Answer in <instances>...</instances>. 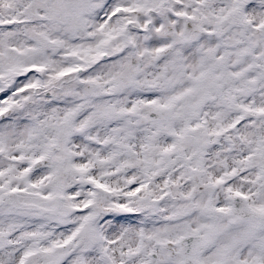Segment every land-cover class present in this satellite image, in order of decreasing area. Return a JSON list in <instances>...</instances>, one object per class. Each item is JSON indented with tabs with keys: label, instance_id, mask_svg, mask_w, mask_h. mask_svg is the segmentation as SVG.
<instances>
[{
	"label": "snow or ice",
	"instance_id": "obj_1",
	"mask_svg": "<svg viewBox=\"0 0 264 264\" xmlns=\"http://www.w3.org/2000/svg\"><path fill=\"white\" fill-rule=\"evenodd\" d=\"M0 264H264V0H0Z\"/></svg>",
	"mask_w": 264,
	"mask_h": 264
}]
</instances>
